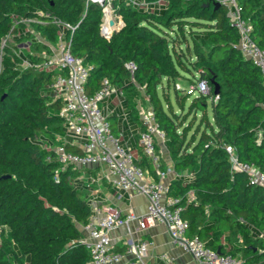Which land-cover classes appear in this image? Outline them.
<instances>
[{
    "label": "trees",
    "instance_id": "trees-1",
    "mask_svg": "<svg viewBox=\"0 0 264 264\" xmlns=\"http://www.w3.org/2000/svg\"><path fill=\"white\" fill-rule=\"evenodd\" d=\"M237 2L264 49V0ZM113 10L124 25L106 38L104 13L87 0H0V264L90 261L79 225L88 223L92 205L74 179L78 168L64 166L52 148L66 131L61 101L49 90L55 70L24 64L51 52L47 41L60 35L56 21L74 27L65 33L90 69L85 84L90 94L107 78L125 92L124 109L140 124L137 98L152 106L175 170L192 175L176 176L168 185V194L178 198L175 205L182 206L188 235L240 255L243 264H264L263 187L234 168L226 150L232 145L240 161L264 170V80L239 49L226 1L165 0L161 9H150L116 0ZM180 78L192 83L206 78L211 92H180ZM108 119L119 133L118 113ZM135 163L157 177L141 147Z\"/></svg>",
    "mask_w": 264,
    "mask_h": 264
},
{
    "label": "built area",
    "instance_id": "built-area-1",
    "mask_svg": "<svg viewBox=\"0 0 264 264\" xmlns=\"http://www.w3.org/2000/svg\"><path fill=\"white\" fill-rule=\"evenodd\" d=\"M87 1L101 7L104 13L101 33L106 38L124 25L123 16L113 10L116 0ZM127 1L150 9H161L165 4V0ZM225 1L231 21L239 33V49L260 69L264 80V49L252 37V24L244 17L237 0ZM109 19L113 20L112 24L108 23ZM24 21L30 23L31 20ZM56 23L60 27V35L55 42L47 41L51 52H42L43 59L40 61H31L29 58L24 61L28 67L55 70L49 90L54 98L61 101L59 114L66 129L65 134L58 137L59 143L52 145L56 159L64 166L71 164L78 169L104 166L108 179L118 189L130 195L139 194L146 201V210L142 214L132 210L124 213L112 206L91 203L92 214L89 221L81 225L83 232L81 241L89 251V264H153L154 243L150 239L144 236L137 238L130 236L123 250L117 249L112 240L110 235L112 229L127 226L131 234L133 223L134 230L138 233L157 224H164L171 242L201 264H243L240 255L219 253L206 246L199 236L188 235V221L182 216V206L175 205L178 198L168 194L169 183L164 180L167 172L162 167L160 148H166L165 134L158 126L152 106H145L140 97L137 100L136 105L142 124L137 139L143 153L152 161L157 177L149 169L135 163L136 155L122 142L123 132L115 133L108 119V115L114 110L108 109V105L104 106L103 102L113 94L117 97V108L122 109L126 117L125 92L104 78L101 86L90 94L85 86L90 69L83 58L73 52L71 38H67L65 33L66 27L71 29L74 27L62 21ZM36 36L39 41L46 42L38 33ZM127 66L132 71L135 68L133 62L127 63ZM138 88L144 95L143 87L138 85ZM188 92L210 94L211 87L206 78H201L192 83ZM212 99L217 101L218 95L214 94ZM104 108H107V113L104 112ZM67 143L78 146L80 151L68 149ZM226 150L232 166L245 171L250 181L261 185L264 190V170L254 163L240 161L232 145H227ZM47 158L51 159L52 156L48 155ZM157 257L162 264H180L168 251L158 253Z\"/></svg>",
    "mask_w": 264,
    "mask_h": 264
},
{
    "label": "crops",
    "instance_id": "crops-1",
    "mask_svg": "<svg viewBox=\"0 0 264 264\" xmlns=\"http://www.w3.org/2000/svg\"><path fill=\"white\" fill-rule=\"evenodd\" d=\"M138 100V98H137ZM105 102V103H104ZM103 102L104 106L108 105V109L115 110L118 113V125L123 132L122 142L126 146H129L136 156L140 154V146L137 142V134L141 128L139 121L133 119L129 114V111L125 109L127 113L124 117L122 109L117 108V97L111 95ZM104 112L107 113V108H104ZM160 152L164 161L163 169L167 172L165 181L170 183L174 177H183L184 179H190L192 177L188 170L176 171L171 161L170 155L167 149L161 147ZM77 175L74 177L76 184L79 185L83 192L87 193V196L91 198L90 203L97 205H108L114 208L122 210L124 213L132 210L137 214H142L146 210L145 198L139 194L130 195L124 191L118 189L107 177L106 169L104 166L97 165L94 167L79 168ZM91 180V183L89 182ZM82 181H87L84 183ZM134 223L132 224V232L129 234L127 226H120L111 230L110 235L113 242L116 245L125 244L128 237L133 236L135 238L144 236L150 239L154 246L152 248V254L155 261L153 264H162L161 260L157 257L158 253L162 251H168L176 257L180 264H201L195 261L188 253L182 250L179 246L174 245L171 240L167 228L164 224H157L153 227L146 229L143 232L138 233L134 230ZM81 230V225H79ZM82 231V230H81Z\"/></svg>",
    "mask_w": 264,
    "mask_h": 264
},
{
    "label": "rangeland",
    "instance_id": "rangeland-1",
    "mask_svg": "<svg viewBox=\"0 0 264 264\" xmlns=\"http://www.w3.org/2000/svg\"><path fill=\"white\" fill-rule=\"evenodd\" d=\"M191 86H192V81L189 78H180V79H178V81L176 83V87L179 89L180 92H185L186 90L188 91L189 89H191ZM168 95H169L170 100L172 101V103L174 105V108L176 110H179V106H178V104L176 103V100H175V91H174V89L172 87L168 88ZM199 116H200V113H198L197 118H199ZM82 182H84L86 184L88 183L87 181H82ZM89 182L91 183V180ZM82 195L85 198H87V199H89L91 201V198H89L87 196L86 192H82Z\"/></svg>",
    "mask_w": 264,
    "mask_h": 264
},
{
    "label": "water",
    "instance_id": "water-1",
    "mask_svg": "<svg viewBox=\"0 0 264 264\" xmlns=\"http://www.w3.org/2000/svg\"><path fill=\"white\" fill-rule=\"evenodd\" d=\"M113 23V20L111 21V24ZM215 93L217 94L218 93V87H216L215 89ZM219 253H222L220 250H218Z\"/></svg>",
    "mask_w": 264,
    "mask_h": 264
},
{
    "label": "bare ground",
    "instance_id": "bare-ground-1",
    "mask_svg": "<svg viewBox=\"0 0 264 264\" xmlns=\"http://www.w3.org/2000/svg\"><path fill=\"white\" fill-rule=\"evenodd\" d=\"M112 19H109L108 23H111Z\"/></svg>",
    "mask_w": 264,
    "mask_h": 264
}]
</instances>
